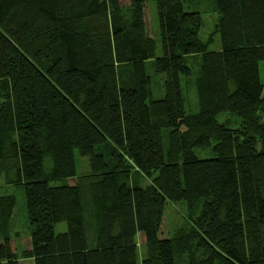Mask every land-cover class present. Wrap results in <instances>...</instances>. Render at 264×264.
Wrapping results in <instances>:
<instances>
[{
	"label": "trees",
	"instance_id": "1",
	"mask_svg": "<svg viewBox=\"0 0 264 264\" xmlns=\"http://www.w3.org/2000/svg\"><path fill=\"white\" fill-rule=\"evenodd\" d=\"M210 2L191 56L181 0H0V264L16 206L33 264H137L138 233L140 264H264V0ZM167 201L190 225L159 239Z\"/></svg>",
	"mask_w": 264,
	"mask_h": 264
},
{
	"label": "rangeland",
	"instance_id": "2",
	"mask_svg": "<svg viewBox=\"0 0 264 264\" xmlns=\"http://www.w3.org/2000/svg\"><path fill=\"white\" fill-rule=\"evenodd\" d=\"M123 13H125L129 8L130 0H118ZM184 11L185 20L193 15L201 16L203 20V27L198 29L190 38V47L188 54L194 53V50L200 40H204L207 35L211 33L212 24L217 18V12L214 11L213 5L210 0H181ZM144 21L146 26V31L149 37L157 38V20H156V10L155 4L153 2L143 4ZM191 62L196 63L192 58ZM260 73L262 81L264 84V65L260 67ZM185 84V94L187 95L189 102V109L191 112L195 111L196 108V98L193 88V79L187 80ZM197 109V108H196ZM165 132H163V140L165 142ZM8 162H0V195L14 194L16 198L20 199L19 190L7 181L5 175L8 169ZM74 165L76 169L77 176L84 174L88 171V159L80 157L77 153H74ZM143 178V177H142ZM66 184L72 183V180H67ZM150 180L148 178H143V186L149 185ZM23 207V206H22ZM17 206L15 207L9 226V236L10 245L12 251L15 252L18 258V264H33L31 259L24 257L23 252L29 249V231L28 224L26 221L25 212ZM190 225V220L188 218L187 208L182 202H169L167 201L164 206V212L160 224V230L158 233L159 239H169L174 231L183 225ZM56 233L65 231V224L61 223L54 228ZM0 242H2L0 236ZM137 244V264L141 263V259L144 258L145 248L144 239L141 233L136 235Z\"/></svg>",
	"mask_w": 264,
	"mask_h": 264
}]
</instances>
